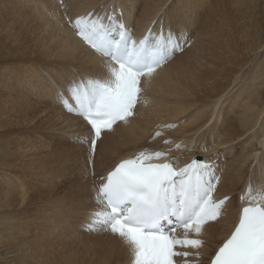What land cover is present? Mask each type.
Wrapping results in <instances>:
<instances>
[{"label":"bare ground","instance_id":"1","mask_svg":"<svg viewBox=\"0 0 264 264\" xmlns=\"http://www.w3.org/2000/svg\"><path fill=\"white\" fill-rule=\"evenodd\" d=\"M260 1L0 0V141L6 143L4 152L0 147V246L17 254L7 264H133L124 241L107 230L90 231L87 224L97 208L94 184L119 159L145 146L181 159L203 151L221 158L215 168L225 165L216 192L232 197L223 216L199 236L188 233L203 241L198 256L197 249H177L191 253L177 257L178 264H206L238 219L234 194L249 178L256 180L249 176L253 164L258 183L264 184V59L243 69L263 48L264 35L254 38L252 23L250 32L239 25ZM115 3L134 39L164 15V29H183L187 43L150 78H141L136 115L103 132L90 157L89 146L81 142L87 124L64 109L51 83L105 77L104 58L76 35L70 21ZM13 112L19 121L4 119ZM21 125L47 140L37 168L45 165L49 183L35 186L28 176L10 172L8 147L27 143ZM228 147L235 149L233 155L220 154ZM176 234L183 238L184 230Z\"/></svg>","mask_w":264,"mask_h":264},{"label":"snow or ice","instance_id":"2","mask_svg":"<svg viewBox=\"0 0 264 264\" xmlns=\"http://www.w3.org/2000/svg\"><path fill=\"white\" fill-rule=\"evenodd\" d=\"M121 16L87 13L70 21L76 35L104 58V78L73 76L62 85L51 83L64 109L87 124L88 134L81 142L89 146L90 157L103 132L133 115L143 91L141 78H150L187 43L183 29L163 26L134 39ZM167 155L141 152L122 160L94 184L97 208L90 212L87 228L118 236L130 248L133 264H178L175 258L191 254L178 247L197 249L198 256L203 241L188 233L199 236L205 225L223 216L229 200L213 196L220 182L214 163L194 158L176 169L167 160L154 162ZM242 199L249 202L241 207L234 230L211 264H264V189L253 196L249 185ZM177 228L184 230L183 238L174 234Z\"/></svg>","mask_w":264,"mask_h":264},{"label":"rangeland","instance_id":"3","mask_svg":"<svg viewBox=\"0 0 264 264\" xmlns=\"http://www.w3.org/2000/svg\"><path fill=\"white\" fill-rule=\"evenodd\" d=\"M172 1L173 0H170V3ZM163 18H164V15L161 17V19L163 20ZM251 18H253L254 20L252 21ZM251 23L257 28V30L253 29V31H252L253 37L256 38L255 37L256 35H258L259 37L263 36L264 35V0L260 1L256 10H254L253 12L250 11L248 13V15H245L244 18L241 19L239 25L241 28L245 29V31L250 32L251 31V26H250ZM259 37H257V38H259ZM258 51L259 52L256 55L249 57V59H248L249 61H247L248 65L246 64L244 66V68H243L244 70L254 68V67H256L258 62H260V61L262 62V60L264 59V46H263V48H261ZM42 108H45V107H42ZM44 113L45 112H42V114H40V116L45 117ZM3 117L5 120L12 118V120L19 121V116L15 112L5 114ZM29 117L30 116H27V118H29ZM32 117L35 118L36 116H31V118H29V119H32ZM38 118L35 119L36 120V121H34L35 123L37 122ZM34 122L32 121V123L28 124V126L31 127ZM24 125L26 126L25 123H24ZM18 127H19V129H22L21 127H23V126L21 125ZM24 129H22V131H24ZM2 131H3V128L0 130V134L2 135V136L0 135V137H3ZM24 133H25L26 139H27L26 144L21 145V146H14L13 144H11V146L8 147V149H7V159L10 161V163L8 164L10 172L14 176L17 175L20 178H22V174H24V176H28L30 178L31 182H33L32 184H34L35 186H36V184L41 185L42 184L41 182L49 183L50 177H49V174L47 172L45 165L42 168V171L38 170V168H37V165L39 166V163L43 159V156L46 154L45 152L48 151L47 142H46L47 140L45 141L43 139H40L38 134H35L32 130H25ZM44 136L47 137L48 141H50V139L47 135H44ZM57 142H59V143L61 142L60 137L57 138ZM3 143L4 142L0 141V147H1V149H3L2 151L4 152L5 147H6L5 146L6 143H4V144ZM230 147L223 148L222 151L223 150H225V151H223V152L221 151L220 154H222V155L226 154L227 155V154L231 153L233 155L232 152L235 151V149L234 148L232 149ZM3 156H5L4 153H3ZM223 160H224V158H223ZM90 162L92 163V161H90ZM224 168H225V165L218 166V168H216L215 174L218 175V174L222 173ZM253 168H255L254 164H253V166H251L250 170L251 169L253 170ZM31 171H32V173L25 174V173L31 172ZM40 173H43V174H40ZM61 188H60V190H61ZM7 251H8V249L6 250L5 247H3L2 245L0 246V259H2L0 261L1 262L3 261L2 264H7L9 261H12L13 259L17 258V254L15 252H11V253L8 252L7 253ZM183 258H185V257H183ZM6 261H8V262H6Z\"/></svg>","mask_w":264,"mask_h":264}]
</instances>
